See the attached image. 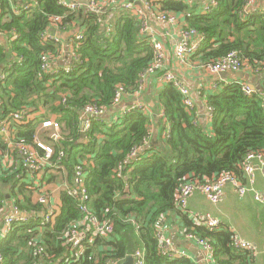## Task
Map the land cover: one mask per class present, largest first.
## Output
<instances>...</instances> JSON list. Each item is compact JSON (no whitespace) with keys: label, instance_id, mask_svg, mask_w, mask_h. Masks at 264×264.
I'll return each mask as SVG.
<instances>
[{"label":"trees","instance_id":"1","mask_svg":"<svg viewBox=\"0 0 264 264\" xmlns=\"http://www.w3.org/2000/svg\"><path fill=\"white\" fill-rule=\"evenodd\" d=\"M30 1L0 0V76H5L0 78V121L27 107L30 113L41 112L27 123L12 124L15 141L35 147L36 137L43 133L41 139L55 148L53 162L66 169L71 183L76 164L84 162L89 205L101 221L113 224L114 231L90 234L77 250L69 249L67 233L82 219L78 199L61 190L60 209L53 220L45 222L39 214L42 205L33 197L39 188L27 179L30 170L21 160L18 168L0 169V211L13 200L21 211L37 214L15 223L0 238V264H112L137 249L144 251L145 264H196L184 256L170 258L160 250L158 226L171 219L177 222L178 217L184 223V234H194L212 245L216 264H254L255 256L233 245L230 227L196 223L180 207L177 196L188 181H212L226 173L246 182V155L264 152L261 8L246 11L247 0H216L212 11L204 13L184 0H152L156 9L183 15L188 26L204 35L193 61L206 65L236 50L247 66L260 70L263 89L255 86L248 95L244 91L247 79L225 77L213 90L202 89L200 100L189 109L182 94L168 83L158 94L155 107L164 116L159 118L160 130L152 143L147 111L133 107L115 120L109 117L118 108L114 102L118 86L132 95L154 58L152 38L141 33L140 18L121 6L109 7L102 15L83 7L72 12L59 0H37V6L23 9ZM14 6L19 13L13 11ZM54 16L79 23L84 39L76 48L71 71L53 75L41 69V55L59 53V44L42 39ZM204 103L213 108L209 123L200 117ZM87 104L103 106L108 113L82 138L81 111ZM44 117L60 123L59 140L38 126ZM5 139L0 134V159L10 149ZM61 150L66 156L59 160Z\"/></svg>","mask_w":264,"mask_h":264},{"label":"built area","instance_id":"2","mask_svg":"<svg viewBox=\"0 0 264 264\" xmlns=\"http://www.w3.org/2000/svg\"><path fill=\"white\" fill-rule=\"evenodd\" d=\"M119 0H115L117 3ZM59 2L70 9L72 12L85 8L87 11L92 12L96 15H102L107 13L109 7H113L115 3L112 4L111 0H87L86 6L80 4L74 0H59ZM262 0H247L246 11H249L255 7H260L264 12V5L261 7ZM38 5L37 0H31L30 3H25L22 5L23 9L27 10L31 7ZM216 6V0H210V5L207 7L204 13L212 11L213 7ZM122 9L128 10L136 14L141 21V33L148 34L152 38V43L154 46V58L149 67L140 75L139 87L132 94L138 96L146 86L148 79L160 73L165 67L166 60V49L164 43L155 38L153 35V29L150 25L148 18L149 11H153L154 7L152 5V0H140V4H137L134 0H125L121 6ZM1 11V8H0ZM15 13H19L17 7H13ZM111 19L112 13L107 14ZM63 16H54L51 20V25L46 28V31L42 33V39L53 40L59 44V53H43L41 55V69L50 74H58L61 70L69 72L71 71L72 65L69 67H59L55 68L53 63L55 59H58L64 53V45L61 35L64 31L71 29L77 22H65ZM157 20L163 23H167L170 26V30L166 32V35L179 34L182 41L176 46L174 54L180 63H185L188 58L196 55L205 40L203 34H201L197 29L192 28L188 25L181 24L179 15L174 12L162 11L161 9L156 14ZM99 21H102L100 19ZM108 21V20H106ZM84 39V29L78 26L77 32L74 34V42L72 44L73 49L71 50L73 59L77 58L76 48ZM205 68L212 74H228L237 73L242 71L247 64L240 57V54L236 50L228 52L225 56L220 59L208 63ZM1 75L0 78H4ZM164 83L172 84L183 96L184 103L189 109H193L196 105V101L192 96L191 89L185 85L182 79L173 71H166L162 77ZM217 84L214 85L216 88ZM213 90V89H212ZM244 91L246 94L251 95L254 92V87L245 84ZM202 92L200 91L199 94ZM129 95L123 85H119L114 97L115 104H120L123 97ZM62 101H66V94H62ZM138 107L147 111V106L139 102ZM207 117L210 121L213 117V108L205 103ZM125 109L124 111L129 110ZM123 111V112H124ZM108 113L107 108L97 105V104H87L83 107L81 111L82 126L81 129L84 133L89 131L95 121H100ZM36 118L35 113H30V108H24L20 111L13 112L9 117L5 118L0 124V134L6 135V142L11 150L15 153H19L22 158L23 164H25L34 174V185L37 186L40 191L38 196V203L42 205V210L39 214L44 218L45 222L53 220L55 215L58 213L56 211L53 200L52 193L50 191H44L42 184V176L49 169L59 170L63 169L61 164L53 162V155L55 153V148L52 144L44 142L39 135L35 140V147L25 144L24 142L15 141V135L13 131L12 124H24L30 121V119ZM42 129H49L50 137L55 140H59L61 136V126L57 120H39V125ZM16 132V131H15ZM41 149L42 151H39ZM133 152V157L136 155ZM66 156L64 150H61L58 154V159L62 160ZM4 161L0 159V169L3 167ZM5 168V167H4ZM243 169L246 177V182L241 178L237 177L233 173H226L221 175L215 180L201 182L198 180L188 181L184 183L178 191V204L182 209H187L188 199L195 192L202 193L211 203L218 204L223 195L226 185L231 184L234 191L239 196H246L247 194H252L254 200L264 206V192L257 188V171L264 173V152L256 151L249 152L243 163ZM120 174V172H119ZM87 175L86 165L84 162L76 164L74 171V180L71 185L64 187L66 192L78 199L79 206L82 212V219L77 223L78 226H74L67 233V245L71 250H77V248L83 243L88 236L95 235H110L113 233V224L109 220L101 221L91 209L89 205L90 195L88 189L85 185V177ZM4 209V208H3ZM14 209L18 212L19 216H7L4 219V224L1 228L2 235L5 237L11 232L12 227L17 222H25L29 218L27 216H35L37 211L25 212L21 211L19 208L14 206ZM200 224L206 225L210 228H216L221 225L220 220L212 216L209 213H204L196 216ZM89 236V237H90ZM186 237L192 239L197 244L203 246L208 252L212 253L213 247L209 242L197 238L194 234H186ZM156 238L159 242L160 250L163 255L169 256L170 258L184 256L187 257L186 253L178 250L172 240V238L166 234L162 225L158 226L156 231ZM233 245L241 250L248 251L251 255L256 256L258 249L255 243L244 239L239 234H233ZM78 255V254H77ZM131 255L134 257V264H145L144 251L142 249H137ZM3 261V257L0 254V263ZM112 264H121L119 261H111Z\"/></svg>","mask_w":264,"mask_h":264},{"label":"crops","instance_id":"3","mask_svg":"<svg viewBox=\"0 0 264 264\" xmlns=\"http://www.w3.org/2000/svg\"><path fill=\"white\" fill-rule=\"evenodd\" d=\"M80 4L86 6L87 0H74ZM125 0H119L115 3V0H111L113 6H122ZM156 1H165V0H156ZM190 5H195L200 12H205L207 7L210 5V0H184ZM264 5V0H262L261 7ZM160 9L154 8L153 11H149L148 18L150 25L153 29V35L155 38L161 40L164 43L166 49V60L164 69L153 76H151L143 91L138 95H126L123 97L120 104H118L117 111H112L109 113V117L115 120L119 113L123 112L125 109L133 108L138 105L139 102L144 103L147 106V112L149 113L151 124L149 126L150 132L152 134V143L157 140L158 132L160 130L159 118L164 116V113L159 107L156 106L158 99V94L163 90L166 83H164L162 77L166 71H173L176 73L187 85L191 91L192 96L195 101H199L200 98L199 92L203 89L205 91H210L214 89L217 81L225 77L234 76L232 73L226 74L224 77L218 74L210 73L205 66L201 65L198 61H193L192 57L188 58V61L185 63H180L175 57L174 51L176 46L182 41V38L179 34L166 35V32L170 30V26L167 23L160 22L156 18V14ZM181 24H186V21L183 15H179ZM79 23L74 25L71 29L64 31L61 35L64 53L58 59H55L53 66L55 68L59 67H69L73 64V57L71 50L73 49L72 44L74 42V34L78 30ZM260 70H254L250 66L245 67L242 71L243 75L241 77L248 80L249 85L253 87L261 88V79L258 78ZM236 77V76H234ZM238 77V78H241ZM262 89V88H261ZM263 90V89H262ZM155 107V108H154ZM200 111L201 119L209 123L210 120L202 115L207 113L205 103ZM37 116L41 115V112H37ZM3 120L0 121V124ZM43 129V128H42ZM15 132V130L13 129ZM6 138V135H5ZM7 140V138H6ZM21 157L19 153H15L14 150L9 149V152L1 160L4 161L2 164L5 168H18V165L21 164ZM27 167V166H26ZM28 168V167H27ZM30 169L28 168V171ZM62 172L58 170L49 169L42 176V184L44 185V191H50L52 193L53 205L56 211L60 209V191L69 185V182L66 169L63 167ZM61 173V174H60ZM33 172L30 170L27 174V179H30L34 182ZM54 177V178H53ZM51 180V181H50ZM257 188L264 192V173L259 171L257 173ZM39 190L34 194L35 202L38 201V196L40 194ZM12 204L8 206L5 205L4 209L0 211V238H3L1 228L4 224V219L7 216H19L18 212L14 209L13 200L10 201ZM188 212L194 221L198 224L197 215L204 213H209L212 216L220 220L222 225L230 227V230L233 233L239 234L246 240H249L256 244L258 253L254 257V264H264V206L257 203L253 195L247 194L246 196H239L231 184H227L224 190V195L221 201L218 204L211 203L202 193L195 192L188 199L187 209H183ZM30 218L31 216H27ZM175 219L167 220L166 224L163 225V229L166 234H168L176 248L183 253H186L187 257L193 260L196 264H216L213 260V254L208 252L203 246L197 244L192 239L186 237L184 234L185 228L184 223L181 218H177V222H174Z\"/></svg>","mask_w":264,"mask_h":264},{"label":"water","instance_id":"4","mask_svg":"<svg viewBox=\"0 0 264 264\" xmlns=\"http://www.w3.org/2000/svg\"><path fill=\"white\" fill-rule=\"evenodd\" d=\"M137 4H140V0H134ZM234 76H236V77H241L242 75H243V73L242 72H237V73H232ZM221 76L222 77H224L225 75L224 74H221ZM204 118H206L205 117V115L203 114L202 115ZM84 132L82 131V133H81V137L82 138H84ZM121 264H134V257L131 255V254H129L127 257H126V259H124V261H122V263Z\"/></svg>","mask_w":264,"mask_h":264},{"label":"rangeland","instance_id":"5","mask_svg":"<svg viewBox=\"0 0 264 264\" xmlns=\"http://www.w3.org/2000/svg\"><path fill=\"white\" fill-rule=\"evenodd\" d=\"M39 120L42 121V120H50V119L44 117V118H40ZM41 138H44L43 133H41ZM62 190H65V189L63 188Z\"/></svg>","mask_w":264,"mask_h":264}]
</instances>
